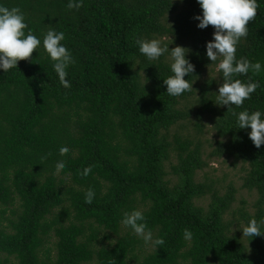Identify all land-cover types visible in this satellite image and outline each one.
Returning a JSON list of instances; mask_svg holds the SVG:
<instances>
[{"label": "trees", "instance_id": "trees-1", "mask_svg": "<svg viewBox=\"0 0 264 264\" xmlns=\"http://www.w3.org/2000/svg\"><path fill=\"white\" fill-rule=\"evenodd\" d=\"M0 3L20 8L41 40L49 27L63 31L76 61L68 69L70 88L42 47L18 68L0 70V220L7 222L0 224V264H264V236L243 237L239 228L264 217V146L256 148L251 129L240 130L227 106L216 104L223 74L219 59L211 64L206 56L214 27L198 28L197 0H84L79 10L68 0ZM248 27L236 55L262 69L234 79L260 86L233 105L236 113L264 111V0ZM173 36L195 65L193 89L179 97L163 84L172 75L170 53L149 61L136 43ZM213 72L217 78L203 79ZM187 101L195 105L196 135L173 134L181 123L180 131L188 127L192 108L181 109ZM206 117L217 133L207 157ZM63 145L69 151L61 156ZM225 156L243 165L242 187L257 195L252 211L232 209L234 186L223 193L218 181L197 179L211 159ZM59 160L66 167L57 175ZM89 188L92 204L85 203ZM207 196V206L200 205ZM137 209L162 245L147 250L122 225L123 213Z\"/></svg>", "mask_w": 264, "mask_h": 264}, {"label": "clouds", "instance_id": "clouds-1", "mask_svg": "<svg viewBox=\"0 0 264 264\" xmlns=\"http://www.w3.org/2000/svg\"><path fill=\"white\" fill-rule=\"evenodd\" d=\"M180 2L183 3V0ZM197 3L202 9V15L195 17L199 21L198 28L207 29L210 25L214 27L213 38L206 44V56L212 62L211 64L219 59L216 67L223 74V83L216 94V104L227 106L228 112L236 116L240 130L251 129L248 132L249 139L259 149L264 146V111L245 109L236 113L233 109V105L242 106L260 86L258 81L251 79L248 82L234 79L237 74H247L250 70L258 73L262 69L259 61L252 62L245 57L237 58L236 55L241 39L248 35L249 22L253 21L258 14L259 0H197ZM83 5L84 0H68L67 7L79 10ZM65 39L63 31L49 27L41 40L29 29L25 14L20 8H9L0 3V70L5 73L18 68L19 62L29 60L34 52L40 55L38 50L42 47L53 61L52 66L60 84L64 88H70L71 83L67 79L68 69L76 61L72 52L63 43ZM136 43L139 52L149 61H156L166 53H170L172 75L163 80L168 95L179 97L193 89L191 77L195 73V65L187 58L189 49L176 46L170 50L167 45L162 44L160 39H138ZM186 76L190 79L186 80ZM68 151L66 145L59 149L61 156ZM65 167L64 160L57 161L54 174H60ZM91 171L92 166H89L84 169L82 175L87 176ZM95 195V190L89 188L85 194V203L92 204ZM121 223L143 239L145 245L157 246L164 243L162 239L154 237L141 210L124 212ZM239 228L243 237H262L264 236V217L252 218L246 225L240 224ZM183 236L185 240L190 241L193 233L186 228Z\"/></svg>", "mask_w": 264, "mask_h": 264}, {"label": "rangeland", "instance_id": "rangeland-1", "mask_svg": "<svg viewBox=\"0 0 264 264\" xmlns=\"http://www.w3.org/2000/svg\"><path fill=\"white\" fill-rule=\"evenodd\" d=\"M163 42H167L169 45L170 50L175 48L178 44H179V40H175L174 36L173 37H167L164 38L162 40ZM187 45L188 43L186 41H181L180 45ZM168 61H172L171 57L169 55V59ZM210 76H214L215 78H217V74L215 72L212 73V75L210 74H206L204 75L203 79H207ZM202 85V84H201ZM221 85L219 84L217 86V88H219ZM201 87V86H200ZM197 95L195 96L194 100H196L200 93L201 90L200 88H197ZM193 98H191L192 100ZM194 100L192 102H194ZM181 109H183L184 111L186 110L187 112H190L191 108V118L189 119V124L187 129H183L182 131H180V125L179 124L177 126H175L173 128L172 133L174 134L175 131L177 130L178 132L184 133V134H188L191 133V135H196L195 130H194V121H195V116H196V110H195V105H193L190 102H183L182 103ZM190 110H189V108ZM183 123H187V121H183ZM203 125H205V129H206V133L203 135L205 140H209V142L207 143V145H204V150H205V156L207 157V154L210 153L213 150V147L210 145V141L215 142L217 140V133L214 130L213 126H212V121L206 117L203 119ZM205 157V158H206ZM177 159L175 156L172 157L171 163H176ZM170 165H168L169 168ZM243 165L242 164H234L233 159H228L226 156L223 158H217L215 157L214 159H211L209 161V166L207 168H205L203 171L198 172V176L197 179L199 181H204L205 178H209L210 180H215L218 181V187H220L221 191L223 193L226 192L227 188L229 187V185H232L235 187V189L237 190L236 194H235V203L232 206L233 210L239 209V208H246L247 210H251L253 209V205L255 204L256 200H257V195L255 192H249L247 189H243L242 185L244 182V177H245V170H243ZM227 187V188H226ZM210 196H207L201 200L198 201V203L200 205L203 206H207V204L210 202L209 201ZM9 216V214H8ZM227 219L229 221L234 220L233 216L231 215V213L227 216ZM0 224H2L3 226L7 225V222H5L4 220H0ZM236 223L233 224V229L237 226H235ZM111 240L108 241L106 243L110 244V243H115ZM145 248L147 250L153 249V246H149L146 245ZM144 248V249H145Z\"/></svg>", "mask_w": 264, "mask_h": 264}]
</instances>
